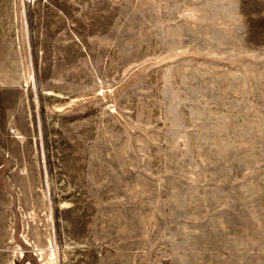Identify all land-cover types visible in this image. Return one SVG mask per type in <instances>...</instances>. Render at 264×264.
Masks as SVG:
<instances>
[{"label": "rangeland", "instance_id": "1", "mask_svg": "<svg viewBox=\"0 0 264 264\" xmlns=\"http://www.w3.org/2000/svg\"><path fill=\"white\" fill-rule=\"evenodd\" d=\"M0 264H264V0H0Z\"/></svg>", "mask_w": 264, "mask_h": 264}]
</instances>
